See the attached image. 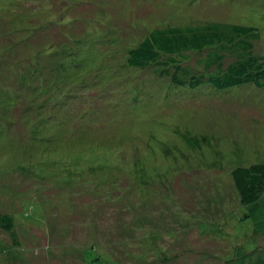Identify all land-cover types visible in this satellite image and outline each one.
<instances>
[{"label":"rangeland","instance_id":"rangeland-1","mask_svg":"<svg viewBox=\"0 0 264 264\" xmlns=\"http://www.w3.org/2000/svg\"><path fill=\"white\" fill-rule=\"evenodd\" d=\"M13 1V15L36 9L26 1L37 0ZM51 5L52 12L43 10L18 26L40 32L25 41L22 33L13 34V51L0 44V52L27 69L30 58L54 64L58 50L76 52L77 45L82 56L84 44L87 59L76 67L86 69L84 81L74 77L70 55L69 70L61 75L70 86L88 87L83 84L80 97L74 95L63 114L58 112L62 129L47 128V144L37 140V129L54 111L52 103L40 111L22 97L19 108L2 112L12 146L0 145V212L14 218L22 242L12 243L0 230V264H86L85 251L92 247L125 264H224L240 249L264 245V233L238 221L243 207L231 175L238 166L264 163V91L244 86L219 93L208 86L181 91L153 69L121 72L129 43H139L151 28L181 23L256 26L264 49V0H52ZM11 23L4 19L6 33ZM44 49L47 56L41 55ZM200 57L187 54L194 68ZM61 88L49 87L37 102L52 93L53 100L66 101L70 97ZM75 89L70 93L77 94ZM151 93L156 98L137 102ZM149 234L152 244L145 241Z\"/></svg>","mask_w":264,"mask_h":264},{"label":"trees","instance_id":"trees-1","mask_svg":"<svg viewBox=\"0 0 264 264\" xmlns=\"http://www.w3.org/2000/svg\"><path fill=\"white\" fill-rule=\"evenodd\" d=\"M51 1L37 0V2L34 1L33 3L26 1L29 5L36 3V9H31L32 11L24 9L22 11H25L27 14L19 13L13 15L11 5L15 2L13 0H0V44H2L1 47L7 53L13 51L10 46H13V42L15 41L13 36L15 34L22 33V40L25 41L31 39L35 33L41 31L38 27L20 29L18 26L34 20L35 17H40L43 10L52 12L53 6L51 5ZM61 7L62 5H59V9ZM4 19L12 21L11 25L13 27L9 26V31H12L11 33H6L2 25ZM14 27L17 28L13 31ZM260 39L261 28L219 20L196 21L186 24L181 23L180 25L151 28L145 33V36L139 43L132 42L128 44V47H130L126 49L125 62L121 72H126V76H128L132 71L140 74L146 69H153L159 72L160 77L168 79L172 87L181 91H185L186 89L194 90L200 86L206 88L208 86L212 89L210 93H219L229 90L234 91L239 89L238 87L242 88L241 86H244L263 92L264 49H262L260 42H258ZM91 43L93 44V42ZM81 47L86 50L82 56L78 54L81 49L78 45L76 52L66 51L65 53H61L58 50L56 53L57 62L54 64L46 65V63L40 61L38 56L30 58V65L27 69L20 67L22 65L21 62H14L15 58L7 57L5 52H0V69L8 71V73L3 75L2 73L0 74V145L7 142L12 146L8 139L10 135H7L9 134L10 127L6 125L5 121H2V112L3 110H9L10 106H12V109L13 107L19 108L22 97H26V101L30 104V107H35V104H39V110L43 111L44 109L46 110L47 105L52 103L54 111H57V113L52 111L41 120L44 121L42 126H38L37 140H40V142L45 141L47 144L51 140L43 133L58 127L62 129L59 126V122H56L57 114L65 110L66 104L71 102L74 95L80 97L78 91L85 82H82L80 85L74 82L70 86V82L72 81H69L66 74L61 75V72L69 70V67L66 66V61H68L67 56H73L76 65H74L72 73L74 77L77 76L81 81H84L81 76L86 69H82L81 71L76 70V67L83 66V61L88 56L86 55L88 48L84 44ZM258 47H261V51ZM192 52L203 55L196 62V68L192 67L190 60L187 58V54ZM41 53V55L46 54L45 56H47L50 52L48 49H44ZM108 64L109 62L103 65V67L108 66ZM98 66L96 67L97 69H99ZM81 72L83 73L81 74ZM34 78L37 81L36 83L33 82ZM58 78L61 80L59 81ZM1 79L8 81L11 86L7 83H2ZM52 86L63 87L61 88L62 91L65 95L68 93L70 98H67L65 101V98H58L56 96L58 99L53 100L54 93H52L42 103L37 102V98L41 94H45L47 89ZM74 87H76L74 92L77 94L70 93ZM83 87L87 88L88 86L85 84ZM20 96L21 100H19ZM141 96L142 98L136 99L139 103L143 99L150 101L152 98H156L154 93ZM139 108L140 106L135 104V110ZM12 109L9 111L11 112ZM51 119L54 120L53 124L48 122ZM33 138L35 139V137ZM47 147L49 148L48 145ZM54 148H52L53 151H55ZM58 154L62 153L58 152ZM82 159L84 162L86 161L85 154ZM1 168H3L2 165ZM93 169H97V167ZM231 175L241 206L243 207L242 215L238 219L239 223L241 225L252 223L255 232L264 233V163L259 162L249 166H238L234 168ZM15 222L11 215L0 212V230L8 232L14 240L12 243L15 242L18 245V241L19 244L22 241L18 239L14 225ZM148 236L145 241L152 244L155 238L151 234ZM107 255L97 252L96 248L92 247L85 251L84 259H86V264H125L126 262L122 260H117L116 262L113 260L112 254L109 253ZM224 264H264V245H257V247L246 252H242L240 249L237 251L234 259L224 262Z\"/></svg>","mask_w":264,"mask_h":264}]
</instances>
